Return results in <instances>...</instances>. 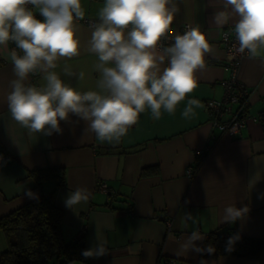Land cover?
Returning <instances> with one entry per match:
<instances>
[{
	"label": "crops",
	"instance_id": "crops-1",
	"mask_svg": "<svg viewBox=\"0 0 264 264\" xmlns=\"http://www.w3.org/2000/svg\"><path fill=\"white\" fill-rule=\"evenodd\" d=\"M173 3L179 11L168 33L179 34L180 26L187 23L199 27L210 45L205 67L197 72L198 86L174 114L164 112L154 120L150 110L142 113L118 144L102 142L85 131L87 122L74 114L60 122L61 133L52 135L32 133L15 121L7 102L10 82L15 79L9 55L13 42L0 46V156L9 158L7 162L0 159V218L54 191V202L64 212L66 242L81 234L85 249L95 244L96 236L107 241L108 254L89 258V264H199L200 254L195 251L175 254L181 239L193 230L191 221L187 227L181 223L184 212L198 216L204 239L215 229L264 239V198H258L264 193V122L253 119L264 114V49L254 59H243L239 67L238 79L248 93L245 125L235 135L213 129L206 102L223 98L222 81L229 77L220 32L234 27L238 17L230 7L225 8L224 0ZM81 5L84 19L98 23L104 0H81ZM220 12H225L227 19L218 16ZM75 24L79 55L58 59L55 71L80 91L95 90L97 57L88 50L92 29L80 20ZM65 65L76 75H65ZM165 66L167 60L161 68ZM81 71L85 73L82 81L77 79ZM44 83L39 72L26 81L30 86ZM192 98L204 107L196 109V117L188 120L181 113ZM204 150L206 156L194 172L196 159ZM191 166L194 173L188 176ZM40 168H63L64 185L45 181L38 187L28 173ZM256 174L259 181L249 187ZM98 182L107 184L108 193L97 188ZM77 187H86L90 199L73 211L64 206V199ZM29 189L36 198L24 195ZM230 204L247 207L248 213L234 223H224L223 209ZM203 241L197 242L199 246ZM6 247L0 230V252ZM202 259L209 264H264V247L256 259L224 255Z\"/></svg>",
	"mask_w": 264,
	"mask_h": 264
},
{
	"label": "clouds",
	"instance_id": "clouds-1",
	"mask_svg": "<svg viewBox=\"0 0 264 264\" xmlns=\"http://www.w3.org/2000/svg\"><path fill=\"white\" fill-rule=\"evenodd\" d=\"M224 5L238 17L234 30L239 52L247 50L253 59L260 56V49H264V0H224ZM178 11L173 0H104L99 22L91 25L88 48L97 57L96 89L80 91L65 83L55 69L58 59L79 55L75 21L85 17L81 0H0V46L12 41L23 53H9L15 75L7 96L12 118L32 133L52 135L61 133L60 122L74 114L87 122L85 131H91L102 142L118 144L142 113L150 110L154 120H159L164 112L174 114L197 88V72L205 67L204 57L210 51L199 27L175 35L171 45L158 49ZM36 12L43 19H38ZM218 16L227 19L225 12ZM165 60L167 66L161 68ZM36 72L43 74L45 83L26 84L29 75ZM63 72L76 75L67 65ZM84 78L81 71L77 79ZM203 107L200 100L187 99L181 115L193 119L196 109ZM259 179V174L254 175L249 187ZM24 195L36 198L30 189ZM258 198H264V193ZM89 199V190L77 187L64 199V206L76 211ZM247 213V207L230 204L223 209L222 221L234 223ZM189 221L193 230L181 239L175 254L195 251L214 255L213 245L201 247L197 243L204 240L198 216L184 212L181 223L187 227ZM238 238H228L226 252L234 250ZM107 254V241L98 236L92 247L81 252L85 259ZM199 264L209 261L201 259Z\"/></svg>",
	"mask_w": 264,
	"mask_h": 264
},
{
	"label": "trees",
	"instance_id": "trees-1",
	"mask_svg": "<svg viewBox=\"0 0 264 264\" xmlns=\"http://www.w3.org/2000/svg\"><path fill=\"white\" fill-rule=\"evenodd\" d=\"M247 110V108H246ZM264 122V114L259 115ZM203 156H206L204 152ZM198 157V156H197ZM196 159L194 172L202 163ZM28 175L40 187L45 181H54L55 186L65 183L63 168H40L29 171ZM64 212L54 202V191L43 193L36 199L0 218V230L4 234L7 247L0 252V264H71L78 261L89 264L81 252L85 249L83 234L74 241L66 242L62 232ZM234 232L223 233L220 229L209 232L201 247L211 244L216 252L212 256L200 258L233 256L259 258L264 239L239 236L232 252L225 251V243Z\"/></svg>",
	"mask_w": 264,
	"mask_h": 264
},
{
	"label": "built area",
	"instance_id": "built-area-1",
	"mask_svg": "<svg viewBox=\"0 0 264 264\" xmlns=\"http://www.w3.org/2000/svg\"><path fill=\"white\" fill-rule=\"evenodd\" d=\"M36 16L38 19H43L38 12H36ZM80 21L88 26L96 23L95 21L89 19H83ZM190 28H192L190 24H182L180 26L179 34H183ZM174 36V34L166 33L165 36L161 38L158 48L171 45L174 42ZM219 41L225 52L226 65L229 69V77L222 81V85L224 87L223 98L219 101H207L206 112L209 115V123L213 129H218L221 132L235 135L240 128L245 125L248 118L246 110L248 105V93L245 86L238 79V71L242 60L250 56L247 50L244 53L239 52V42L236 39L234 27H226L222 29ZM13 48L18 54H23L20 49L16 48L14 42ZM253 119L261 121L259 116H254ZM204 152L205 150L199 154L202 159H204ZM0 159L3 162H7L9 160V158L5 155H1ZM193 173L192 166L187 168L188 176H192ZM97 188L104 193H108V186L105 182H98ZM167 224L170 225L168 221Z\"/></svg>",
	"mask_w": 264,
	"mask_h": 264
},
{
	"label": "rangeland",
	"instance_id": "rangeland-1",
	"mask_svg": "<svg viewBox=\"0 0 264 264\" xmlns=\"http://www.w3.org/2000/svg\"><path fill=\"white\" fill-rule=\"evenodd\" d=\"M73 264H79V262L78 261H75Z\"/></svg>",
	"mask_w": 264,
	"mask_h": 264
}]
</instances>
